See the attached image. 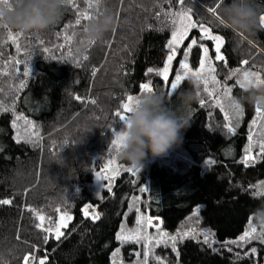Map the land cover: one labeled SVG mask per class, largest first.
Segmentation results:
<instances>
[{"label": "trees", "instance_id": "16d2710c", "mask_svg": "<svg viewBox=\"0 0 264 264\" xmlns=\"http://www.w3.org/2000/svg\"><path fill=\"white\" fill-rule=\"evenodd\" d=\"M250 2L258 16L264 14V0ZM73 3L75 7L66 5L61 18L47 31L24 33L16 41L21 45L19 53L8 36L9 31L13 35L16 31L0 28V199L12 200L9 205H0V264H24L23 257L29 254L37 257L33 264L45 257L47 264H113L112 253L118 247L117 264H135L137 259H144V242L122 246L116 235L122 225L128 230L140 227L144 234L143 224H137L141 216L160 219L161 232L169 236L190 233L183 241L177 240L178 257L170 243L167 247L160 244L147 264H264V244L257 240L243 247H224L226 241L244 233L251 213L264 204V195H256L264 190L256 187L264 182V155L253 166L241 163L250 127L256 141L251 151L254 157L259 141L264 139L261 123L251 126L255 107L246 100L251 92L264 87L244 90L228 83L231 101H240L244 109L233 136L224 128L228 123L224 112L209 102L212 97L203 94L201 83L206 106L197 99L187 109L179 110L189 127L168 157H149L135 176L125 172L116 177L112 191H103L100 199L91 191L95 172L111 158L113 133L121 124L115 113L122 111L126 97L138 95L140 85L150 82L153 92L162 93L169 102L176 99V94L169 97L167 92L175 75L182 74L180 63L187 46L176 53L166 83L155 73L169 54L166 45L173 17L165 13L191 9L194 20L213 26V33L224 37L221 54L225 60H212L219 82L226 73L244 66L264 79V31L258 25L254 36L239 38L237 43L230 30L215 27L207 11L215 6V0H185L184 5L179 0H102L98 9L88 7L95 0ZM78 10L96 16L110 13L115 26L100 41L89 44L83 34V26L89 21L75 25ZM73 32V39L65 41L64 36ZM204 43L211 58V44ZM44 47L50 51L44 53ZM201 57L197 45L187 61L193 70L199 67ZM16 60L28 62L29 76H23V65ZM149 68L154 71L148 73ZM21 79L26 86L16 91ZM188 88L186 78L178 92ZM16 116L24 119L13 127ZM25 120L35 127L26 125ZM236 122L232 120L233 125ZM18 132L38 143L24 139L17 142ZM118 164L129 167L123 160ZM142 187L147 191L141 192ZM86 204L96 207L98 220L85 217L82 209ZM197 208L199 214L193 216ZM63 212L72 220L61 229L65 237L60 241L36 227L41 223L37 213L45 216L44 226L49 227L59 222ZM252 226L259 232L262 225L252 219ZM193 230H211L216 243L210 248L202 236L192 239ZM44 235H49L48 243ZM252 247L257 253L245 256ZM237 255L243 258L237 260Z\"/></svg>", "mask_w": 264, "mask_h": 264}, {"label": "snow or ice", "instance_id": "6c2138e0", "mask_svg": "<svg viewBox=\"0 0 264 264\" xmlns=\"http://www.w3.org/2000/svg\"><path fill=\"white\" fill-rule=\"evenodd\" d=\"M16 0H0V5L3 6V8L10 10ZM67 5H71L72 7H75V4L73 3V0H66ZM102 3V0H95V4H89V9L95 7L99 8V5ZM179 3L181 5L185 4V0H179ZM221 0H215V6L208 7L207 11L211 14V16L215 20V27H220L218 21L220 20L219 11L221 7ZM165 15L170 17H176L172 21L176 27L171 33V39L168 41L166 47L170 49V54L167 56V59L164 63L163 70H159L156 72L157 75L161 76L163 80L167 83L169 81V68L172 64V61L176 57L177 49L180 48V46L184 43L185 39L189 38V33L193 30L199 29L200 36L199 40L196 38H192L191 42L187 45V48L184 49V58L180 63V69L182 70V74L178 73L175 75L174 79L170 83V88L167 92V95L169 97L174 96L180 88L182 81H184L186 78H191L194 80L197 84V98L202 107L205 105V98L204 95L207 97H212V100L209 101L213 104L214 107L220 108L222 112H224V119L228 121L224 125V128L227 130V133L230 135L236 134V129L239 127V118H242L244 115V109L241 107L239 103H236L235 101H232L230 104L227 105L225 102L231 99V92L232 89L230 87L224 86L221 87L220 82L217 80L215 75V67H213L212 59L209 56V47L205 46L203 43H200V41H212L215 45V59L218 61H224L225 57L221 54L222 47L225 44V39L220 34H213V26H206L203 21H197L193 19V16L191 14V9H183L179 12H168L165 13ZM96 18V15L91 14L87 10L85 11H79L77 14V18L75 20V25H81V21H90ZM259 23L261 27H264V15L259 16ZM0 28L7 29L6 25L0 24ZM67 31V29L65 30ZM24 33L22 32H16L14 35L11 31H9L8 36L9 39L13 40V43H16V41L23 36ZM75 36V32H73L72 36H64L65 41L70 42L73 37ZM40 44H43V41H39ZM91 44L92 42H88ZM199 46L203 51V58L200 60L199 68H197L195 71L189 66L188 64V58L189 54L192 52L193 48L195 46ZM63 47V45H61ZM21 48V45L19 43H16V50L19 53ZM36 51H39L36 49ZM50 49L47 47L43 48V52L47 53ZM54 58V57H53ZM0 59H2V56H0ZM28 59H31V54H29ZM85 60H87V56L84 57ZM16 64L23 65V76H29L30 70L28 62L16 60ZM244 64H247V61H243ZM77 66H79V63L77 62ZM154 70L152 68H149L147 70L148 73H152ZM239 71V69L237 70ZM16 72H19V69H16ZM95 75V72L93 73ZM236 73L234 72L233 75ZM252 76H255V83L253 84L252 80L250 79ZM203 84V94L201 93V89L199 87L200 84ZM209 83H211L212 87L211 90L209 89ZM237 83L240 85V87L244 88L249 85H252L253 87H264V79L260 78L259 73H250V72H243L242 78L237 80ZM26 86L25 82L21 79L18 88L22 89ZM141 92H153V88L150 86L149 83H142L140 85ZM79 99V97H77ZM136 101V96L128 95L126 97V101L121 104L122 111H117L115 113V116L118 117L119 121L121 122V130L116 131L113 133L114 139L111 141V148L110 151H114L116 153L119 152L122 141H123V127L125 125V121L127 118V114L131 111V107L133 103ZM174 102V101H170ZM91 103L95 104L96 101L92 100ZM229 109L231 111V114L229 112ZM7 110V109H5ZM256 117L251 122V126H255L258 122L261 123V129L264 131V110H262L259 107L255 108ZM24 117L22 116H16L15 120L13 121V127H16V121L22 120ZM236 119V124H232V120ZM25 124L29 127H35L31 124V121L25 120ZM35 136H39L38 133L34 134ZM20 139H24L25 142L30 143H38V140L32 139V137H21L19 132L17 133V142H19ZM256 141L253 139V134L250 127V132L248 136V145L245 148V156L241 163L247 167L249 163H256V160L261 156L264 155V139H261L259 141V152L257 153L256 157L251 156L252 148L255 146ZM206 163H214V161H207ZM120 171V168L116 165L115 159L110 158L108 163L103 166L100 170L95 172V179L98 181H109L107 185V190L109 192L112 191L111 187V179L118 174ZM126 172L132 173L133 176L136 175L140 170L139 169H133V168H126L124 169ZM102 187H105V184H102ZM258 189H264V182L256 186ZM141 192H146L147 189L142 187L140 188ZM256 195H264V190L258 191ZM138 199V198H137ZM12 203V200L10 199H0V205H9ZM92 208L91 205H85V207L82 209L85 217L89 216V209ZM28 211L35 212V209L29 208ZM57 212H60L61 209L57 208ZM137 211L139 212V208H137ZM199 214V208L194 210L193 216H197ZM36 218L41 221V223L37 224L36 227L40 228L42 231L46 233H51L54 235V239L56 241H60L62 237H65V233L61 231L62 228L68 227V222L72 220V216H70L67 212H63V214L60 216V220L58 223H55L53 226L45 227L44 221L45 216L42 214L37 213ZM100 218L99 214L96 213L95 209H92V219L98 220ZM48 220H51V217L48 218ZM141 223H146L147 225H152V219L150 217H144L141 216L138 218L137 224L140 225ZM157 227V234L160 237H166L164 239H156L155 244L160 245L163 244L166 247L171 244L173 252H176L177 257L179 256V252L177 251L176 243L179 239L180 241H183L186 237L190 235L189 232H184L182 234L178 233L177 235H171L169 236L167 233H163L159 230V226ZM198 236L203 237V243L205 245H208L210 248L214 243H216V240L214 238L215 234L211 232V230H203L200 232H195L193 230V233L191 235L192 239H196ZM116 239L120 241L121 245L123 246L126 243H140L141 240L145 241H151L153 238L147 236L146 234L141 233V228L137 227L132 230L126 229L124 225L121 226L120 232L117 233ZM43 240L45 243L49 242V235H44ZM253 240L259 241L261 244H264V225L261 226V230L257 232V229L252 226V217H249L248 225L244 231V233L238 237V239L235 240H228L225 242L224 247H226L228 244H234L239 247H243L245 244L250 243ZM145 251L143 253L144 259L141 261L140 259H137L135 264H147L148 258H149V252L151 249L149 248L148 243H145L144 245ZM121 249L118 247L116 250L112 253V261L113 264H117V257L120 255ZM257 253V248L252 247L250 249V253L246 252L244 255H255ZM137 257H139L140 253H136ZM243 257L237 255L236 259H242ZM37 257L34 254L25 255L23 257L24 264H30V261H35ZM159 261V258H156ZM38 264H47V258H41L39 259ZM159 264H163L162 261H159Z\"/></svg>", "mask_w": 264, "mask_h": 264}, {"label": "clouds", "instance_id": "9594fccd", "mask_svg": "<svg viewBox=\"0 0 264 264\" xmlns=\"http://www.w3.org/2000/svg\"><path fill=\"white\" fill-rule=\"evenodd\" d=\"M66 0H16L8 10L0 8V24L22 33L47 31L63 15ZM220 27L230 30L239 38L248 39L256 34L259 16L250 0H221ZM115 26L110 13L101 12L83 26L87 42H98ZM190 88L176 93L174 102L160 92H144L127 114L123 129L122 146L118 152L121 160L133 169L144 168L147 158L164 156L182 142V132L189 122L179 115L197 101L195 82L189 78ZM246 100L254 107L264 109V90H254ZM240 103V101H237ZM253 221L264 225V204L251 213Z\"/></svg>", "mask_w": 264, "mask_h": 264}, {"label": "rangeland", "instance_id": "374dc122", "mask_svg": "<svg viewBox=\"0 0 264 264\" xmlns=\"http://www.w3.org/2000/svg\"><path fill=\"white\" fill-rule=\"evenodd\" d=\"M180 11V10H179ZM179 11H177V12H179ZM211 15V14H210ZM174 19H176V17H173V20ZM172 20V21H173ZM176 27V25H174L173 23H171V32H170V35H169V39H168V41L171 39V33H172V31L174 30V28ZM214 34V33H213ZM201 34H200V32H199V29L197 28L196 30H193V31H191L190 33H189V38H187V39H185V41H184V43L180 46V48L179 49H177V52L181 49V48H183V47H186L190 42H191V39L192 38H196V39H198L199 40V36H200ZM204 42H206V41H200V43H203L205 46H207ZM208 42H210V47H211V51L214 53V54H212V56H211V58H212V60H214L215 59V45H214V42H212V41H208ZM208 47V46H207ZM210 52V51H209ZM169 54H170V49H169ZM168 54V55H169ZM201 55H202V57H201V59L203 58V51H202V49H201ZM176 58V57H175ZM172 63H173V61H172ZM171 67H172V64H171V66H170V68H169V72H168V76H169V74H171ZM163 68H164V65L161 67V69H159V70H163ZM199 68V67H198ZM159 70H157V71H159ZM196 69H194L193 71H195ZM238 70V69H237ZM237 70H233L231 73H226V75H224V77L225 78H222L221 79V84H223L222 86L224 87V86H227V87H230L229 86V84L228 83H230V82H232V84L234 85V86H237V87H240V85L237 83V80L238 79H240V78H242V75H243V72H245V71H247V72H250V73H258V72H256V71H254V70H249V69H245V66L244 67H242V68H240L239 69V71H237ZM157 71H155V73L157 72ZM236 73L235 75H233V73ZM174 74V73H173ZM260 75V74H259ZM160 78H162L161 76H160ZM260 78L262 79V77L260 76ZM251 80H252V82H253V84L255 83V76H252L251 78H250ZM240 88H242V87H240ZM250 88H254V89H256V88H258V87H253L252 85H249V86H247V87H244V88H242V89H244V90H248V89H250ZM141 94H143L142 92H140L138 95H136V97L137 96H139V95H141ZM212 99V98H211ZM232 101H231V99L230 100H228V103H227V105L228 104H230ZM256 108V107H255ZM262 109V108H261ZM230 110V109H229ZM255 110V109H254ZM262 110H264V109H262ZM256 113V112H255ZM259 124V122L256 124V125H258ZM255 125V126H256ZM123 129H124V127H123ZM119 130H121V124H120V127L116 130V131H119ZM115 131V132H116ZM115 138V137H114ZM169 156V152L167 153V154H165L164 156H161V157H157V158H166V157H168ZM251 156L252 157H254V155L251 153ZM114 157V159H115V162H116V165L120 168V171H119V174H118V176L117 177H119L120 175H122V174H124L126 171H124V169H126V168H130V167H126V166H124V165H121V164H118V161H120L121 159H120V157H119V155H118V153H116V152H114V151H111V158H113ZM255 163H249V165L247 166V167H249V166H253ZM126 173H128V174H132V173H130V172H126ZM105 182H107V183H109V181H98V180H96L95 179V175H94V177H93V182H92V184H91V191L93 192V195H94V197L96 198V199H100L101 198V196H102V193H103V191H105V190H107V186L105 185V187L103 188L102 187V184L104 183L105 184ZM111 184H112V181H111ZM86 205H91L92 206V208H90L91 210L92 209H95L96 207L94 206V205H92V204H86ZM85 207V206H84ZM83 207V208H84ZM95 211H96V213H97V210L95 209ZM89 218V217H88ZM152 219V225L151 226H149V225H147L146 223H141V224H143V226H144V234H146L147 236H149V237H152L153 239L151 240V241H145V240H142L141 242H144V244L143 245H145V243H148V245H149V248L151 249V251L149 252V255L152 253V252H154V250L156 249V247H157V245L155 244V240L156 239H164V237H160V236H158V234H157V227H156V225H158L159 226V230H160V227H161V220L160 219H158V218H151ZM161 231V230H160ZM143 250L145 251V248H143ZM33 262L34 261H30V264H33Z\"/></svg>", "mask_w": 264, "mask_h": 264}, {"label": "crops", "instance_id": "0c3cea01", "mask_svg": "<svg viewBox=\"0 0 264 264\" xmlns=\"http://www.w3.org/2000/svg\"><path fill=\"white\" fill-rule=\"evenodd\" d=\"M112 183H113V180H112ZM105 185L107 186L108 185V183L107 182H105ZM96 209V208H95ZM97 210V209H96ZM90 219H92V210L91 209H89V216H88ZM93 220V219H92Z\"/></svg>", "mask_w": 264, "mask_h": 264}, {"label": "water", "instance_id": "95a60500", "mask_svg": "<svg viewBox=\"0 0 264 264\" xmlns=\"http://www.w3.org/2000/svg\"><path fill=\"white\" fill-rule=\"evenodd\" d=\"M262 15H264V14H262ZM259 26H260V23H259ZM260 28L264 31V27H261V26H260ZM118 174H119V173H118ZM118 174H116L111 180L115 179V178L118 176Z\"/></svg>", "mask_w": 264, "mask_h": 264}, {"label": "bare ground", "instance_id": "6f19581e", "mask_svg": "<svg viewBox=\"0 0 264 264\" xmlns=\"http://www.w3.org/2000/svg\"><path fill=\"white\" fill-rule=\"evenodd\" d=\"M114 180V179H113Z\"/></svg>", "mask_w": 264, "mask_h": 264}]
</instances>
